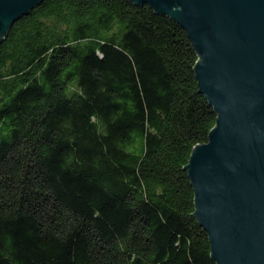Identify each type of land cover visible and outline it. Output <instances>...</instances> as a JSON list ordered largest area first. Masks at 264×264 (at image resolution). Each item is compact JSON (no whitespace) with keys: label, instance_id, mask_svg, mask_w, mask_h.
<instances>
[{"label":"trees","instance_id":"trees-1","mask_svg":"<svg viewBox=\"0 0 264 264\" xmlns=\"http://www.w3.org/2000/svg\"><path fill=\"white\" fill-rule=\"evenodd\" d=\"M146 3L41 0L0 40V264H215L186 168L216 114Z\"/></svg>","mask_w":264,"mask_h":264},{"label":"water","instance_id":"water-1","mask_svg":"<svg viewBox=\"0 0 264 264\" xmlns=\"http://www.w3.org/2000/svg\"><path fill=\"white\" fill-rule=\"evenodd\" d=\"M41 0H0V40ZM175 20L216 114L186 166L215 264H264V0H128Z\"/></svg>","mask_w":264,"mask_h":264}]
</instances>
